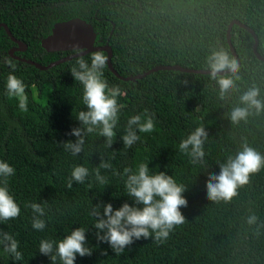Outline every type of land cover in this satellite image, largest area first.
I'll return each instance as SVG.
<instances>
[{"label":"trees","instance_id":"trees-1","mask_svg":"<svg viewBox=\"0 0 264 264\" xmlns=\"http://www.w3.org/2000/svg\"><path fill=\"white\" fill-rule=\"evenodd\" d=\"M74 17L93 24L96 45H111L113 66L123 76L138 75L157 65L207 69L206 58L214 49L223 48L235 58L227 34L234 19L255 30L258 51L264 55V0H0V23L7 24L13 36L27 46L16 54L43 65L73 53L48 52L41 42L56 22ZM231 41L241 58L240 79L237 89L223 100L209 74L158 70L124 80L107 64L104 78L110 88L121 92L116 139L109 149L98 131L93 132L86 137L83 151L73 156L62 143L75 142L76 137L70 135L80 126L75 116L86 110L83 85L70 71L78 57L45 70L19 61L9 53L16 43L2 26L0 160L15 169V175L7 178L8 188L21 213L18 218L0 221V232L19 241L23 260L15 261L0 246V264H52L39 253L40 241H58L77 227L87 229V244L93 252L91 256L77 255L75 264H264V168L239 188L231 202L207 198L209 176L218 175L220 165L235 157L245 143L264 154V112L239 123L228 117L240 95L252 85L260 87L264 97V61L254 53V37L247 29L235 24ZM93 52L84 54L89 63ZM10 73L26 85L27 111L20 110L17 99L8 95ZM36 90L39 95L48 91L44 103L36 99ZM137 114L152 116L155 130L138 133L140 140L124 148L121 135L128 119ZM201 124L208 133L206 155L193 163L180 152L179 144ZM101 157L112 164L110 170L101 169L107 185L92 174L83 184L73 182L72 188L67 187L76 165H84L91 173ZM141 162H148L153 172L173 175L186 186L188 204L181 208L185 223L163 244L141 238L117 256L107 242L97 240L95 218L90 213L97 204L111 203L114 209L125 202L134 205L125 193L123 169L135 170ZM31 203H40L45 209L42 231L32 228L34 213L26 207ZM253 213L258 222L249 226L246 218ZM56 264H61L59 259Z\"/></svg>","mask_w":264,"mask_h":264},{"label":"clouds","instance_id":"clouds-1","mask_svg":"<svg viewBox=\"0 0 264 264\" xmlns=\"http://www.w3.org/2000/svg\"><path fill=\"white\" fill-rule=\"evenodd\" d=\"M73 51L78 58L70 71L74 80L83 85L82 100L86 110H80L75 116L80 122V126L73 128L70 133L76 137L75 142H63L62 146L65 151L78 156L83 151L86 137L93 132L98 131L104 138L107 148L112 147L120 119L121 106L118 97L121 92L117 87L110 88L104 78L107 56L103 51L91 53L90 63L84 59L82 54L84 50L79 46H75ZM206 67L209 70V78L219 87L221 100L237 89L236 81L240 79L238 75L240 66L227 50L223 48L212 50L206 58ZM6 88L8 95L17 99L19 109L27 111L28 96L23 80L10 73ZM239 101V104L232 107L228 113L233 123L246 122L250 115L264 112V97H261V88L256 85L244 91ZM154 130L152 116L146 114L131 116L124 134L121 135L124 148H131L140 140L138 133H151ZM207 138L208 133L201 124L180 142L179 150L188 155L193 163L202 161L206 155L204 145ZM262 168L264 154L245 143L235 157H229L226 163L220 165L218 175L209 176L206 184L207 198L213 202H231L238 196L239 188L248 185L252 175ZM101 169L110 170L112 164L101 157L99 165L91 173L84 165H76L71 171L67 187L72 188L73 182L83 184L92 174L100 184L107 185V178L101 175ZM13 175L14 167L0 160V177L4 178L0 182V221L18 218L21 213L19 204L8 188L7 178ZM123 176L126 177L125 193L134 201V205L125 202L118 209H114L111 203L97 204L90 213L95 218L93 226L97 230V240L107 242L117 256L135 240L141 238H151L158 245L165 243L171 233L185 223L181 208L187 207L188 204L184 196L186 186L178 183L173 175L170 176L166 172H153L148 167V162L139 163L135 170L130 167L124 168ZM26 207H30L34 213L32 228L44 230L46 227V221L42 218L45 216L44 207L40 203H31ZM257 222L258 217L254 213L246 218L249 226L256 225ZM86 231L84 227H77L58 241L42 239L39 253L48 256L52 264H56L57 259L61 264H75L77 255L80 257L92 255L93 248L87 244ZM0 246H3V250L15 261L23 260L19 241L13 235L0 232Z\"/></svg>","mask_w":264,"mask_h":264},{"label":"water","instance_id":"water-1","mask_svg":"<svg viewBox=\"0 0 264 264\" xmlns=\"http://www.w3.org/2000/svg\"><path fill=\"white\" fill-rule=\"evenodd\" d=\"M235 24H238L241 27L247 29L253 35L254 53L259 59L264 61V55L260 54L258 51L259 37L255 32V30L248 24L243 23L240 20L234 19L230 22L228 26L227 34H228V41L230 44V48L237 62L239 63V66L241 65V58L231 41V30ZM2 26L6 28L7 33L10 35L12 40L18 44L17 47L11 48L9 50L10 55H14V52L16 50H25L27 47L26 44L23 41L17 39L15 36H13L11 30L8 28V25L5 23H0V28ZM96 38H97V33L92 23L88 22L87 20L81 17H74L68 20L56 22L52 28V32L48 36L42 39L41 44L48 52L73 51L75 46H79L81 49L84 50V52L82 53L83 55L92 51H106L107 64L109 68L118 77L124 80H136L138 78H142L158 70H179L184 72L209 74L208 69H194V68L184 67L179 64H174V65H157L138 75L123 76L113 66L112 63L113 49L111 45L109 44L96 45ZM73 57H77L75 52H73L68 56L62 57L58 60L52 61L48 65H43L37 61L28 58H21V59L30 64H33L39 69L45 70L61 62L72 59Z\"/></svg>","mask_w":264,"mask_h":264},{"label":"rangeland","instance_id":"rangeland-1","mask_svg":"<svg viewBox=\"0 0 264 264\" xmlns=\"http://www.w3.org/2000/svg\"><path fill=\"white\" fill-rule=\"evenodd\" d=\"M46 94H43V95H39V90H36L35 91V96H36V99L40 102V103H44L46 101V97H47V92L48 91H45Z\"/></svg>","mask_w":264,"mask_h":264},{"label":"flooded vegetation","instance_id":"flooded-vegetation-1","mask_svg":"<svg viewBox=\"0 0 264 264\" xmlns=\"http://www.w3.org/2000/svg\"><path fill=\"white\" fill-rule=\"evenodd\" d=\"M16 43V42H15ZM18 46V44L16 43V45L15 46H13L12 48H15V47H17ZM26 49H27V47H26ZM25 49V50H26ZM25 50H16L15 52H14V55H12V57L13 58H15V59H17V60H19V61H24V60H22L21 58H24V57H21L20 55H18V54H16L17 52H23V51H25ZM60 52V51H59ZM74 52V51H73Z\"/></svg>","mask_w":264,"mask_h":264}]
</instances>
